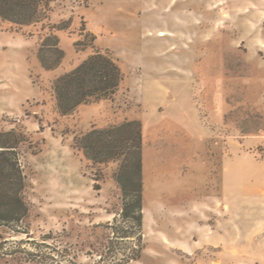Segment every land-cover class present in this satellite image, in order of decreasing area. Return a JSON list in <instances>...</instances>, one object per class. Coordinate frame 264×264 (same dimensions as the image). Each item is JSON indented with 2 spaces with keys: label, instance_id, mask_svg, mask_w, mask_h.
Here are the masks:
<instances>
[{
  "label": "rangeland",
  "instance_id": "1",
  "mask_svg": "<svg viewBox=\"0 0 264 264\" xmlns=\"http://www.w3.org/2000/svg\"><path fill=\"white\" fill-rule=\"evenodd\" d=\"M47 1L49 21L20 33L0 22V85L10 84L0 96L29 99L21 112H0V131L27 138L18 149L30 209L23 228L37 242L51 234L63 264L122 259L107 254L109 228L129 226L119 163L93 164L73 141L138 120L143 241L117 242L143 247L130 264H264V0ZM69 20L67 31L49 28ZM83 23L97 39L78 51ZM51 33L65 58L46 71L37 54ZM105 51L124 73L119 92L61 118L54 80Z\"/></svg>",
  "mask_w": 264,
  "mask_h": 264
},
{
  "label": "trees",
  "instance_id": "2",
  "mask_svg": "<svg viewBox=\"0 0 264 264\" xmlns=\"http://www.w3.org/2000/svg\"><path fill=\"white\" fill-rule=\"evenodd\" d=\"M47 0H0V22L9 23L15 33L23 28L49 21ZM52 31H67L71 21L50 25ZM84 40L75 43L78 51L94 48L96 36L85 24L80 30ZM87 39L88 43H87ZM82 47V48H80ZM41 67L54 71L61 67L65 52L60 47L57 34L47 35L40 43L37 54ZM124 73L109 51L96 52L72 71L61 75L53 82L54 101L61 118L73 115L80 107L111 101L120 90ZM26 135L16 130L0 131V230H9L16 237L26 235L27 239L12 240L0 232V264H63L56 256L58 249L50 244L51 234L37 242L30 232L23 228L30 209L25 201L26 176L18 149L26 143ZM73 147L82 152L93 164L118 162L116 181L122 190L121 218L128 227L111 226L108 255L122 254L123 258L113 264H130L138 261L143 247H118L120 242L137 238L143 241V125L141 121H126L76 135ZM98 187V186H96ZM24 229V230H23ZM25 246V247H23ZM120 251H119V250ZM117 251V252H116Z\"/></svg>",
  "mask_w": 264,
  "mask_h": 264
},
{
  "label": "crops",
  "instance_id": "3",
  "mask_svg": "<svg viewBox=\"0 0 264 264\" xmlns=\"http://www.w3.org/2000/svg\"><path fill=\"white\" fill-rule=\"evenodd\" d=\"M4 51L5 50H2V51L0 50V54H4ZM26 62H27V60H26ZM28 71H29V69H28ZM12 76H13V74H10V77H8V80H7L8 82H12ZM29 81H30V78H29ZM0 86H2L3 88H7V87H10V84L7 83L6 81H3ZM1 96H0V112H6L8 114L15 112V110H17L16 112H18V111L21 112L22 108H23V104L29 100L27 98L25 100L19 101L14 97V94L13 95H11V94L5 95V96L1 95Z\"/></svg>",
  "mask_w": 264,
  "mask_h": 264
}]
</instances>
